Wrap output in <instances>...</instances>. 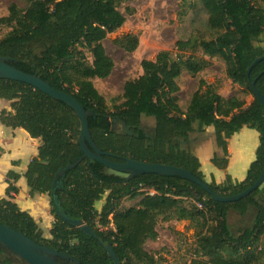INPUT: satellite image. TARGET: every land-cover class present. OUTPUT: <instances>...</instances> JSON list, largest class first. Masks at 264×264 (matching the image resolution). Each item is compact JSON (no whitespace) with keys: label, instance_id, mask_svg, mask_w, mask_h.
Wrapping results in <instances>:
<instances>
[{"label":"trees","instance_id":"1","mask_svg":"<svg viewBox=\"0 0 264 264\" xmlns=\"http://www.w3.org/2000/svg\"><path fill=\"white\" fill-rule=\"evenodd\" d=\"M128 1L29 0L26 9L13 4L8 16L0 18V26L10 29L0 40V56L93 111L95 115L89 116L91 137L116 163L133 159L174 166L208 183L194 149L198 138L206 135L209 127L214 128L213 137L224 156L215 155L213 163L225 170L228 141L245 127L257 130L260 146L246 180L235 182L228 176L221 185L208 183L220 196L243 193L264 171V107L252 88L255 83L264 95V61L250 72L254 62L264 57V0H198L208 15L212 37L179 41L176 56L162 51L154 61H143L144 75L125 84L124 102L110 111L94 80L108 79L115 69L104 42L125 24L120 6ZM116 45L134 53L139 38L127 35L117 39ZM205 57L223 59L227 77L252 95L253 102L227 100L202 80L206 90L194 93L188 109L182 110L178 81L185 71L192 77L205 71L210 66ZM0 99L10 102V110L0 113L2 125L24 129L41 141L24 178L31 197L49 196L55 219L51 237L46 238L36 220L13 202L12 193H19L16 183L22 176L9 172L7 198H0L1 224L70 255L71 264H115L105 246L114 249L121 264H157L145 245L158 240L159 222L188 221L197 240V259L190 264H264V185L238 203L222 204L179 177L150 174L128 180L123 173L84 159L60 178L55 188L60 170L84 157L79 116L65 103L20 82L0 79ZM145 120H153V127L147 128ZM151 191L155 194L150 195ZM106 194L99 211L96 205ZM138 198L141 201L136 207L121 209L124 200ZM185 200L192 202L185 205ZM250 208L258 210L255 226L236 236L229 228V213L244 215ZM60 212L70 220L83 221L96 235L76 228ZM19 261L0 248V264Z\"/></svg>","mask_w":264,"mask_h":264},{"label":"rangeland","instance_id":"2","mask_svg":"<svg viewBox=\"0 0 264 264\" xmlns=\"http://www.w3.org/2000/svg\"><path fill=\"white\" fill-rule=\"evenodd\" d=\"M28 1L0 0V18L8 16L13 4L20 9H26ZM120 11L126 17L125 24L115 33L110 34L104 42L107 54L115 63V69L108 79L94 80L110 111L124 102L125 84L144 75L143 61H154L162 51H169L176 56L178 54L176 45L179 41H186L192 37L204 36L207 39L212 37L207 26L208 15L198 0H131L123 2ZM9 31V28L0 26V40ZM127 35H137L139 38V47L134 53H127L116 45L117 39ZM198 55L201 56L200 53ZM205 58L210 62V66L205 71L197 77H192L185 71L178 81L181 89L178 98L182 110L188 109L194 93L200 89L202 92L206 90V86L201 84L202 80L208 85L215 86L226 99L246 100L248 105L253 102L252 95L239 85L233 84V81L227 77L226 63L223 59ZM144 124L147 128H152L154 121L145 120ZM108 194L96 205L99 211L105 205ZM140 201L141 198L124 200L121 209L136 207ZM191 202L185 200V205H190ZM253 218L249 217L248 223H251ZM230 219L231 230L237 236L248 227V224L242 223V218L231 215ZM249 228L251 229L252 226ZM157 229L158 240L150 241L145 245V250L155 257L157 264H190L197 259L195 229L190 222L161 220ZM17 264L24 262L20 260Z\"/></svg>","mask_w":264,"mask_h":264},{"label":"water","instance_id":"3","mask_svg":"<svg viewBox=\"0 0 264 264\" xmlns=\"http://www.w3.org/2000/svg\"><path fill=\"white\" fill-rule=\"evenodd\" d=\"M264 61V57L257 59L252 67L250 68V72L253 67L259 62ZM0 79L7 81H15L27 84L44 94L50 96L51 98L65 103L67 106L71 107L76 114L79 116L82 124L81 129V137H80V147L84 153V157L76 162L75 164L69 165L67 168L60 170L56 177L55 188L58 185V180L62 177H65L68 171L75 169L84 159L92 160L99 162L104 165L107 169L117 172L123 173L127 175V179L139 175H150L156 174L161 176H174L179 177L184 180H187L201 188L204 189L206 193H208L215 202L222 204H234L238 203L254 192H256L261 186L264 185V171L259 179L254 183L253 186L248 188L243 193L231 196L224 197L216 194L208 183L199 179L193 173L188 170L164 165V164H149L144 162H138L133 159H125L123 163H116L109 159L111 154L102 152L94 143L91 132L89 128V116H94L95 113L93 111L86 110L73 96L68 95L62 91L57 90L53 86H51L47 81L42 79L38 75H31L25 73L10 64V60L8 58H4L0 56ZM253 91L257 97V99L261 102L264 107V95L257 89L256 84L252 85ZM62 217L75 226L76 228L88 233L89 235H96L94 231L83 221L81 220H70L68 217L64 216L63 212H60ZM100 244L103 243L100 241ZM0 248L9 250L12 254H14L19 260L23 261L26 264H62L59 260L70 262L73 260L68 254L61 253L54 248H50L44 245H41L22 232H18L4 224L0 223ZM111 260L115 264H121L117 254L114 252V249L110 246H105ZM76 264H81L80 262H76Z\"/></svg>","mask_w":264,"mask_h":264},{"label":"crops","instance_id":"4","mask_svg":"<svg viewBox=\"0 0 264 264\" xmlns=\"http://www.w3.org/2000/svg\"><path fill=\"white\" fill-rule=\"evenodd\" d=\"M4 109L10 110V102L0 99V113ZM214 131L213 127H209L207 134L200 136L194 146L196 156L201 163V171L206 181L208 183L214 181L221 185L225 183L228 176L235 182L245 181L251 165L257 159V150L260 146L259 132L245 127L235 134L228 141V166L225 170H221L213 163L215 155L219 157L224 156L223 150L216 144L213 137ZM40 145L41 141L31 138L24 129L13 130L3 126L0 121V198H7V190L9 188L7 182L8 173L14 172L21 175V179L16 183L19 193H12V200L22 211L28 212L39 224L45 237L50 238V232L55 221L51 214L50 198L48 195L31 197L27 181L24 178L29 164L38 155ZM231 215L242 218V223L248 224V227L244 231L246 232L254 228L258 210L250 208L244 215L231 211L228 216L230 230L232 229L230 222ZM251 216L254 218L251 223H248ZM249 226H252V228L250 229ZM232 233L234 234L233 231Z\"/></svg>","mask_w":264,"mask_h":264},{"label":"built area","instance_id":"5","mask_svg":"<svg viewBox=\"0 0 264 264\" xmlns=\"http://www.w3.org/2000/svg\"><path fill=\"white\" fill-rule=\"evenodd\" d=\"M155 193L154 192H151L150 195H154ZM199 207H202L201 205H199Z\"/></svg>","mask_w":264,"mask_h":264},{"label":"flooded vegetation","instance_id":"6","mask_svg":"<svg viewBox=\"0 0 264 264\" xmlns=\"http://www.w3.org/2000/svg\"><path fill=\"white\" fill-rule=\"evenodd\" d=\"M64 262H65V264H71V263H70L71 261H70V262H66V261H64Z\"/></svg>","mask_w":264,"mask_h":264}]
</instances>
